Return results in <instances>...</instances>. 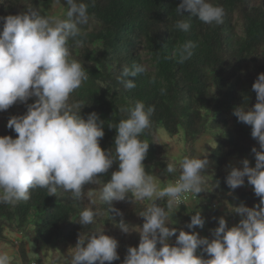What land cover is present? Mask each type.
<instances>
[{
    "label": "trees",
    "instance_id": "trees-1",
    "mask_svg": "<svg viewBox=\"0 0 264 264\" xmlns=\"http://www.w3.org/2000/svg\"><path fill=\"white\" fill-rule=\"evenodd\" d=\"M49 0H3L0 17L17 15L29 9L40 11L41 4ZM61 7L64 16L66 0H52ZM89 5V22L81 25L83 35L70 39V59L83 64L88 80L75 90L69 105L73 110L82 107L80 114L86 118L95 112L103 121L104 136L99 143L103 150L115 155L116 126L126 117L119 109L134 106L142 101L145 107L154 106L151 127L140 139L149 142L143 161L146 173L158 169L164 175L163 187L179 175V162L185 157L196 156L195 144L204 135H210L215 143L208 148L207 158L214 168L203 171L204 191L191 195L192 204L167 209V199L157 201L173 213L170 227L188 229L187 223L196 211L205 218L204 232L209 239L218 226L219 212L213 207L223 196L232 194L236 201L248 207L259 205L260 199L245 178L244 186L228 188L224 170L230 157L247 158L254 166L253 147L258 142L251 136V127L237 120V107L251 108L256 103L252 84L259 73H264V0H211L224 9L223 23L208 25L186 11L180 15L176 7L180 0H82ZM178 20H186L188 32L175 28ZM195 44L192 57L178 63L176 49L185 42ZM141 64L147 71L134 78L135 88L127 90L118 81L122 69ZM164 89V92H161ZM35 98H30L28 104ZM27 104L15 103L0 112V136L17 135L6 127L13 115H22ZM113 126V127H109ZM158 127L170 136L182 132V156L173 160L166 155L157 136ZM177 167L176 173H166L167 164ZM224 167V168H223ZM242 167V166H236ZM118 169L114 161L107 173L99 175V183L84 186L83 198L76 201L71 194L58 189L57 196L48 195L46 189L30 190V199L15 206L0 203V242L6 241L4 232L20 233L32 244L28 253L24 240L18 247L20 264H43L42 245H48L52 262L61 254L68 257L79 235L86 237L92 232L104 231L118 241L119 259L111 264H122L128 247L139 243V230L144 218L140 214L150 203L137 202L131 194L112 205L123 216L109 212V205L99 199L103 184ZM132 200V202H131ZM91 208L99 213L95 222L81 226L82 210ZM121 218L132 230L123 233L118 225ZM37 223V225H36ZM228 225V223H227ZM229 226V225H228ZM198 233V232H197ZM175 237L170 238V243ZM159 246V245H158ZM198 254H207L198 249ZM109 264V262H105Z\"/></svg>",
    "mask_w": 264,
    "mask_h": 264
},
{
    "label": "clouds",
    "instance_id": "clouds-1",
    "mask_svg": "<svg viewBox=\"0 0 264 264\" xmlns=\"http://www.w3.org/2000/svg\"><path fill=\"white\" fill-rule=\"evenodd\" d=\"M3 3V0H0ZM64 16L41 15L28 11L0 17V112L19 102L27 104L22 115L10 116L6 127L17 135L0 136V203L15 206L30 199V190L46 189L57 196L58 189L70 193L79 201L84 186L99 183V175L107 173L114 161L118 169L103 184L99 199L108 204L109 212L123 214L115 209L113 201H123L131 194L137 202L150 203L140 214L144 218L139 230V243L128 247L122 264H264V73H259L252 84L256 95L253 107H237L234 115L239 122L251 127V136L259 144L253 147L255 164L240 161L242 167L231 166L225 178L229 189L244 186L245 178L259 197V205L248 207L241 203L232 208L241 219L231 227L225 218H218L212 237L200 236L196 231L170 227L173 213L157 201L167 199V209H178L184 203L185 193L204 191L203 170L208 167L207 153L202 147L194 157L179 162V175L174 183L160 188L153 175L146 173L143 161L149 142L140 137L151 127L154 106L145 107L142 101L119 109L126 113L114 126L115 155L103 150L100 139L104 136L103 121L95 112L86 118L69 105L71 94L88 80L83 64L70 59V39L83 35L81 25L89 22L87 3L66 0ZM177 13L195 17L208 25L223 23L224 9L211 0H180ZM191 25L178 20L175 28L188 32ZM195 44L185 42L176 49L178 63L193 55ZM147 71L141 64L125 66L118 81L124 88H135L134 78ZM164 92V89H161ZM35 100L28 104L30 98ZM113 127V126H109ZM166 173L177 172L174 164H167ZM132 202V200H131ZM99 213L91 208L82 210L81 226L95 222ZM205 218L200 211L191 215L186 227L203 228ZM123 233L129 225L121 218L118 222ZM175 242L170 243V238ZM159 245V246H158ZM68 257L58 256L56 264H105L119 259L118 241L104 231L92 232L77 240ZM198 249L207 258L198 254ZM0 264H11L6 251H0Z\"/></svg>",
    "mask_w": 264,
    "mask_h": 264
},
{
    "label": "rangeland",
    "instance_id": "rangeland-1",
    "mask_svg": "<svg viewBox=\"0 0 264 264\" xmlns=\"http://www.w3.org/2000/svg\"><path fill=\"white\" fill-rule=\"evenodd\" d=\"M61 12H62L61 7L56 2H54L52 0L43 2L41 4V7H40L41 15L56 17V16H59L61 14ZM157 136H158V141H159L160 145L163 147V149L165 150L166 155L169 156L173 160H180L181 156H182V149H183V147H182V132H179L177 135L170 136L162 129V127H158ZM214 145H215V143L211 139L210 135L206 134L199 141L196 142V144H195L196 153L195 154L197 155L198 151H202L203 150L202 147H203L205 149V152L208 155L209 152L207 151L208 150L207 147H213ZM233 162H234V164H232V166H242V164L240 163V161L237 160V158L234 159ZM230 164H231V161H229L227 163L226 167L230 168L231 167ZM210 167L214 168V162L212 160H209V165L205 169H211ZM205 169L203 171H205ZM147 173L150 175H153L155 182L159 185L160 188H163V180H164L163 173H161L158 169L150 170ZM191 202L192 201H189V203L187 205L192 204ZM36 225H37V223H36ZM196 229H197V232L200 236H202L204 234V232L201 231V228H196ZM18 234H20V233H18ZM12 244L14 245L13 242H12ZM16 244H17L16 246L19 245L18 243H16ZM42 249H43L42 250L43 255L46 259V260H44L43 264H51L50 260L47 258L48 257L47 255L48 254L50 255L49 246L47 247L45 245H42ZM7 252L9 254V251H7ZM53 264H56V262Z\"/></svg>",
    "mask_w": 264,
    "mask_h": 264
},
{
    "label": "crops",
    "instance_id": "crops-1",
    "mask_svg": "<svg viewBox=\"0 0 264 264\" xmlns=\"http://www.w3.org/2000/svg\"><path fill=\"white\" fill-rule=\"evenodd\" d=\"M235 157L237 158L238 161H241L237 156L230 157L228 160V162L231 161L230 166H232V164H234L233 160L236 159ZM224 170L229 171L230 168L225 166ZM240 204L241 203L236 201V199L233 197L232 194H228L226 196H223L222 199L217 200L214 205L219 212V217L225 218L229 227H231V226L237 224L239 222V220L241 219V217L238 214H236L234 211H232V208H234L235 206H238ZM4 234L7 237V240L0 242V251H6V252L9 251L11 264H20V257H19L18 248H17V247H19V245L16 246L17 245L16 243L20 244L21 241L24 240V242L26 244L25 247L27 249V252L30 254L32 253V245L29 243V240L27 238H24V236L22 234L21 235L16 234L13 232H9L7 230L4 232ZM202 237H207V235L203 234ZM12 242L14 243L15 246L12 244ZM45 246L48 247V245H45ZM49 250H50V248H49ZM47 256L46 257L50 260V263L53 264L52 258H51V251H50V255L48 254ZM58 256H62V255L59 254ZM57 257H56V260H57ZM56 260H55V262H56ZM31 264H33V263H31Z\"/></svg>",
    "mask_w": 264,
    "mask_h": 264
},
{
    "label": "built area",
    "instance_id": "built-area-1",
    "mask_svg": "<svg viewBox=\"0 0 264 264\" xmlns=\"http://www.w3.org/2000/svg\"><path fill=\"white\" fill-rule=\"evenodd\" d=\"M174 182H175V180L173 182H171V183H174ZM192 199H193V196L191 195V193L183 194L182 200H183L184 203H181L179 206H182V205H185V204L187 205L189 203V201H192ZM213 207H215V205H213Z\"/></svg>",
    "mask_w": 264,
    "mask_h": 264
},
{
    "label": "bare ground",
    "instance_id": "bare-ground-1",
    "mask_svg": "<svg viewBox=\"0 0 264 264\" xmlns=\"http://www.w3.org/2000/svg\"><path fill=\"white\" fill-rule=\"evenodd\" d=\"M17 242V241H16Z\"/></svg>",
    "mask_w": 264,
    "mask_h": 264
}]
</instances>
